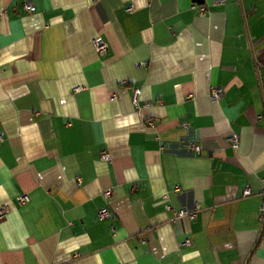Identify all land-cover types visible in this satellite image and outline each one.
I'll use <instances>...</instances> for the list:
<instances>
[{
	"label": "crops",
	"instance_id": "obj_1",
	"mask_svg": "<svg viewBox=\"0 0 264 264\" xmlns=\"http://www.w3.org/2000/svg\"><path fill=\"white\" fill-rule=\"evenodd\" d=\"M216 1L0 0V264H264V0Z\"/></svg>",
	"mask_w": 264,
	"mask_h": 264
},
{
	"label": "built area",
	"instance_id": "obj_2",
	"mask_svg": "<svg viewBox=\"0 0 264 264\" xmlns=\"http://www.w3.org/2000/svg\"><path fill=\"white\" fill-rule=\"evenodd\" d=\"M229 0H217L216 2L219 3V4H225L227 3ZM25 9L28 11V12H34L35 11V7L31 4V3H26L25 4ZM128 11L129 12H133L134 11V8L133 7H129L128 8ZM201 13L203 15H205V9H201L200 10ZM95 46H96V49L98 52L100 53H104L106 52L108 49H109V45L108 43L102 38V37H97L95 39ZM83 89L82 88H77L75 90L76 93H79L81 92ZM140 94V90H135V98H134V103L136 106H138V95ZM223 94H224V91L222 88H215L213 89L212 93H211V98L213 101H219L222 99L223 97ZM4 141V135L3 133H0V142H3ZM232 142V145L237 148L238 147V144H239V139L238 137H234V139L231 140ZM190 149H192L193 151H196L197 153H200L201 152V147L199 145H197L196 143H190L189 146H188ZM101 158L105 161H110L111 160V157L103 152L101 153ZM263 193H264V190H263ZM245 196H251L252 192L247 189L245 192H244ZM106 197H109L111 195V192L110 191H107L105 192L104 194ZM28 200V197L27 196H20L19 197V201L21 204L23 203H26V201ZM261 213L262 215L264 214V203L261 205ZM6 214V211L4 209H1L0 210V217H3L4 215ZM187 213H185L184 211H180L179 212V217H182L184 215H186ZM110 211L108 208H103L101 209L100 213H99V217L100 219H108L110 218ZM196 216L195 212H193L190 217L191 218H194ZM262 219H264V215L262 217ZM187 243L189 244V241H187Z\"/></svg>",
	"mask_w": 264,
	"mask_h": 264
},
{
	"label": "water",
	"instance_id": "obj_3",
	"mask_svg": "<svg viewBox=\"0 0 264 264\" xmlns=\"http://www.w3.org/2000/svg\"><path fill=\"white\" fill-rule=\"evenodd\" d=\"M199 2H201V0H198Z\"/></svg>",
	"mask_w": 264,
	"mask_h": 264
}]
</instances>
